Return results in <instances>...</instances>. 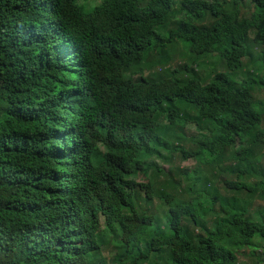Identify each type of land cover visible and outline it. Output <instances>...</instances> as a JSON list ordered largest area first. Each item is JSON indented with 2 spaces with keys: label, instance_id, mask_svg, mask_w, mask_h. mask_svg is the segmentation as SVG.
Listing matches in <instances>:
<instances>
[{
  "label": "trees",
  "instance_id": "16d2710c",
  "mask_svg": "<svg viewBox=\"0 0 264 264\" xmlns=\"http://www.w3.org/2000/svg\"><path fill=\"white\" fill-rule=\"evenodd\" d=\"M259 92L264 0H0V264H264Z\"/></svg>",
  "mask_w": 264,
  "mask_h": 264
},
{
  "label": "rangeland",
  "instance_id": "374dc122",
  "mask_svg": "<svg viewBox=\"0 0 264 264\" xmlns=\"http://www.w3.org/2000/svg\"><path fill=\"white\" fill-rule=\"evenodd\" d=\"M103 2V0H80V3L84 5L85 9L86 10H92L96 5H99ZM248 6V4H247ZM180 49L181 50H184L185 51V48L183 46V44L180 45ZM260 52H257V56H259ZM259 58V57H258ZM186 56L178 53L176 54L175 56V60H174V65H177L178 63H180L181 61H186ZM211 59H207V62L210 63ZM207 66V63L205 62V67ZM222 69V68H221ZM246 70L247 69H244L242 71H240L238 73V76L239 78H243L246 76ZM257 98L259 100H262L264 99V92H259L258 95H257ZM186 132H187V135L188 136H191V135H195L197 133L195 127L193 126H190L186 129ZM188 147L190 145H187ZM164 155H166V153L164 152ZM149 162H154L157 164V166L160 168V169H163L165 171H169L170 169L172 168H176V167H182L184 169H192L194 170L195 168H197L196 166V162L194 160H191V159H188V160H182L178 155H176L174 161H168L166 160L165 158L163 157H153L151 159H149ZM153 169L148 173L147 177H138L137 179L140 181V182H146L148 179L152 178V174H153ZM229 177H232V178H235V174H231V175H228ZM264 204V202H261L260 205ZM156 206H158V202L156 201ZM104 223V221L102 220V224ZM114 252L111 251V252H106L105 255H109V256H114ZM246 256H242V255H239V262L240 263H243L246 261ZM161 264L162 262L159 261Z\"/></svg>",
  "mask_w": 264,
  "mask_h": 264
}]
</instances>
